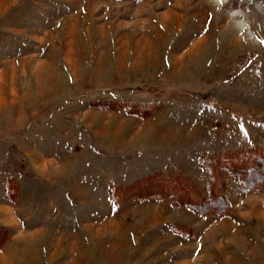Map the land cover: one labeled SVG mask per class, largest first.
<instances>
[{"label":"rangeland","instance_id":"rangeland-1","mask_svg":"<svg viewBox=\"0 0 264 264\" xmlns=\"http://www.w3.org/2000/svg\"><path fill=\"white\" fill-rule=\"evenodd\" d=\"M263 147L264 0H0V264H264Z\"/></svg>","mask_w":264,"mask_h":264},{"label":"trees","instance_id":"trees-1","mask_svg":"<svg viewBox=\"0 0 264 264\" xmlns=\"http://www.w3.org/2000/svg\"><path fill=\"white\" fill-rule=\"evenodd\" d=\"M264 148V147H263ZM251 153L254 151H250ZM256 152V156L258 157V162H262L264 164V149L260 150V151H255ZM240 154L241 153H235V154H229L227 156L223 157V160H221L222 162H220L221 164H224V162L227 163V165L229 166L230 164H235V161L237 160V158H240ZM242 157H247V156H241ZM255 169V168H254ZM255 172H258L257 169H255Z\"/></svg>","mask_w":264,"mask_h":264},{"label":"bare ground","instance_id":"bare-ground-1","mask_svg":"<svg viewBox=\"0 0 264 264\" xmlns=\"http://www.w3.org/2000/svg\"><path fill=\"white\" fill-rule=\"evenodd\" d=\"M256 5H257L258 9L261 10L259 4H256ZM240 12H241V11H238V10L232 12V18H233V21H234V23L236 24V27H237V29H239V31H240V30H243L244 27L247 26V23H246L247 21L244 20L245 18L243 19L242 16H239V14H242V13H240ZM237 15H238V17H236ZM249 36H250V37H253V35H252L251 33L249 34Z\"/></svg>","mask_w":264,"mask_h":264}]
</instances>
